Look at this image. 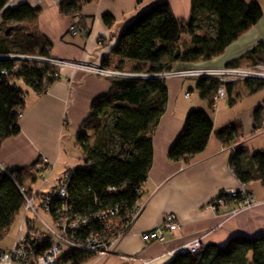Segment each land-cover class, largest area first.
I'll list each match as a JSON object with an SVG mask.
<instances>
[{
	"label": "trees",
	"instance_id": "trees-1",
	"mask_svg": "<svg viewBox=\"0 0 264 264\" xmlns=\"http://www.w3.org/2000/svg\"><path fill=\"white\" fill-rule=\"evenodd\" d=\"M10 1L0 0L2 22L12 29L10 35L6 32L0 35V55L50 57L52 42L25 25L38 17L40 9L26 3L7 7ZM93 1L65 0L60 11L74 19ZM262 16L259 2L192 0L191 16L183 20L175 16L168 1L160 0L124 28L112 51L114 56L137 62L139 66L135 69L114 67L109 65L110 59H105L102 66L158 73L174 68L177 62L197 64L221 54ZM103 19L109 25L115 20L110 14ZM76 24L80 33L85 32L83 20ZM185 34L190 35L191 44L181 49L179 45ZM263 56L264 43L228 66H249L239 63L243 59L252 60L251 65L263 64ZM14 63L10 59H0V146L6 138L20 132L19 114L23 113L27 92L19 82L23 81L40 95L60 79L59 67L46 61L21 63L17 72L13 70ZM2 69H7L8 74H2ZM107 80L111 83L109 92L94 100L89 117L81 125L78 141L85 155V166L72 169L68 193L70 204L81 215L110 204L119 206V216L113 219L119 227L127 224L128 213L141 198L153 163L152 135L165 112L168 90L167 81L157 77ZM197 81V90L208 109L189 112L182 131L169 149L171 161H187L205 150L214 130L211 111L216 103L215 96L221 87L230 91L231 86L238 83L223 84L209 77ZM246 82L250 94L264 89V81ZM262 119L263 108L260 107L255 114L256 129L260 128ZM241 127L238 122L229 124L220 129L217 136L224 144L237 143ZM230 166L244 184L264 182V149L251 151L240 143L231 154ZM7 169L9 174L0 175V238L22 213L25 203L19 190V186L25 185L22 169ZM39 171L36 169V173ZM26 187L28 195H32L33 190ZM110 188H116V192H110ZM92 227L102 230L104 223L94 221ZM70 257L71 264H86L94 254L75 251ZM167 264H264V234L252 238L236 236L224 246L203 245L197 254L177 253Z\"/></svg>",
	"mask_w": 264,
	"mask_h": 264
},
{
	"label": "crops",
	"instance_id": "crops-1",
	"mask_svg": "<svg viewBox=\"0 0 264 264\" xmlns=\"http://www.w3.org/2000/svg\"><path fill=\"white\" fill-rule=\"evenodd\" d=\"M64 1L11 0L8 6L26 3L40 9L38 17L25 25L52 42L50 53L53 58L93 66H101L105 59H110L109 65L125 69L139 66L137 62L114 56L112 51L124 28L160 0H95L85 5L80 16L74 19L61 13ZM166 1L177 18H190L192 0ZM245 1L259 2L263 8V16L255 25L221 54L197 64L177 62L175 67L226 66L264 43V0ZM106 14L114 17L112 25L104 21ZM73 20H83L85 32L71 35L69 30ZM2 25L0 17V33ZM190 41L189 34L183 35L180 48L191 44ZM239 63L251 65L253 61L243 59ZM59 74L60 79L40 95L23 81L19 82L27 92L19 120L20 132L6 138L0 146V165L22 169L25 186L33 191L40 187V183L38 189L33 187L38 185V165L51 168L50 181L43 185L45 190L53 187L66 172L85 165V155L78 141L81 125L89 117L94 100L111 88L109 80L81 68L59 67ZM197 83L195 79L167 81L168 100L152 135L153 163L138 201L140 213L117 244L114 256L94 257L86 264H131L119 256H137L146 259L147 264H167L181 246L196 239L203 245L224 246L236 236L252 238L264 234V182L244 184L230 166L236 145L242 143L251 151L264 149V89L250 94L246 81L231 86L211 111L214 130L205 150L187 161H171L169 149L182 131L189 112L208 109L197 90ZM186 93H190L189 98L185 97ZM260 107L263 108V119L260 128L256 129L255 114ZM235 122L242 125L240 138L237 143L224 144L217 133ZM241 189L253 199L252 207L242 208L235 214L230 213L241 207L236 202H229L218 212L210 208L211 201L220 192ZM168 214L176 216L181 229L167 233L163 242H144L142 234L160 228Z\"/></svg>",
	"mask_w": 264,
	"mask_h": 264
},
{
	"label": "built area",
	"instance_id": "built-area-1",
	"mask_svg": "<svg viewBox=\"0 0 264 264\" xmlns=\"http://www.w3.org/2000/svg\"><path fill=\"white\" fill-rule=\"evenodd\" d=\"M73 20L70 25V33L73 36L80 34V30ZM0 59L15 61L13 70L17 72L21 63L30 61H46L57 67L81 68L91 74L102 78H142L157 77L168 81L169 79H200L204 77L215 78L223 84L240 81H264V63L249 66H191L186 68L174 67L158 73L136 72L119 70L104 66L82 65L75 62L56 59L53 57H41L38 55L8 54L0 55ZM2 74L7 75V69H2ZM226 94V89L221 87L215 96L216 103ZM186 98L190 93H186ZM22 112L19 117H22ZM45 162H47L45 160ZM38 180L42 181L39 189L28 195L25 185L19 186L25 203L22 211V221L18 236L11 248L0 247V264H71V255L75 251L93 253L100 259L115 255V248L119 241L127 234L128 227L140 213L138 203L128 213L129 220L126 225L119 226L113 221L119 216L120 208L117 205H107L98 211L81 215L74 210L70 203L68 185L73 171L65 173L50 189H43V185L49 183L51 168L46 165H38ZM1 173L9 174V170L0 165ZM16 174H14L15 176ZM110 192H116V188H110ZM229 202L241 205L230 214H235L242 208H250L254 204L253 199L245 189L220 192L210 203V208L218 212ZM104 223L102 230L93 229V222ZM181 229L174 214L165 216L160 228L142 234L144 242H163L167 233H174ZM203 244L200 239L181 246L177 253L197 254ZM131 264H147L146 259L133 256H119Z\"/></svg>",
	"mask_w": 264,
	"mask_h": 264
},
{
	"label": "rangeland",
	"instance_id": "rangeland-1",
	"mask_svg": "<svg viewBox=\"0 0 264 264\" xmlns=\"http://www.w3.org/2000/svg\"><path fill=\"white\" fill-rule=\"evenodd\" d=\"M8 29V25H5L3 24L2 27H1V34L4 35V33L6 32V30ZM12 33V29L10 30V33L8 35H10ZM93 138V136H92ZM82 167H84L85 165H81ZM38 185H33V188L34 190L38 189L39 187V183L41 185V180L39 179L37 181ZM35 184V183H34ZM47 185L44 187L46 188ZM21 221H22V213L19 214L13 224L11 225L10 229L8 230V232L0 238V247L2 248H11L13 245H14V242H15V239L16 237L18 236V232H19V227H20V224H21Z\"/></svg>",
	"mask_w": 264,
	"mask_h": 264
},
{
	"label": "water",
	"instance_id": "water-1",
	"mask_svg": "<svg viewBox=\"0 0 264 264\" xmlns=\"http://www.w3.org/2000/svg\"><path fill=\"white\" fill-rule=\"evenodd\" d=\"M7 7H9L8 5H7ZM10 28L9 29H7V31H6V34H9L10 33ZM177 55H178V53H177Z\"/></svg>",
	"mask_w": 264,
	"mask_h": 264
}]
</instances>
